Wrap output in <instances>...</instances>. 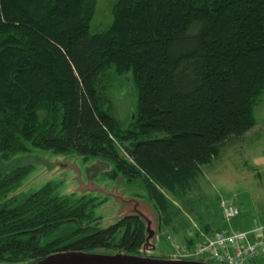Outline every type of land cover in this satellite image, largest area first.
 <instances>
[{
    "label": "trees",
    "instance_id": "1",
    "mask_svg": "<svg viewBox=\"0 0 264 264\" xmlns=\"http://www.w3.org/2000/svg\"><path fill=\"white\" fill-rule=\"evenodd\" d=\"M95 9L96 0H0V154L34 147L107 158L114 175L146 190L164 239L193 243L188 217L220 230L222 217L211 225L192 208L172 227L178 211L168 195L192 192L201 167L256 124L264 0H116L110 24L90 33ZM110 73L135 88L126 123L102 95ZM27 169L0 175V261L34 264L62 250L140 254L139 216L99 228L93 198L60 196L51 183L17 194ZM240 216L233 225L249 228Z\"/></svg>",
    "mask_w": 264,
    "mask_h": 264
},
{
    "label": "rangeland",
    "instance_id": "2",
    "mask_svg": "<svg viewBox=\"0 0 264 264\" xmlns=\"http://www.w3.org/2000/svg\"><path fill=\"white\" fill-rule=\"evenodd\" d=\"M115 1L96 0L90 33L110 24L111 8ZM108 76L114 75L110 73L105 76V85L109 89L102 95H105L114 117L126 123L136 103L135 88L128 77L117 79ZM254 117L256 124L250 131L241 139L228 142L216 159L201 167L202 175L198 177L192 192L181 199L168 195L178 211L172 220V227L177 229L181 218L190 214L189 208H192L194 216L200 215L203 221L214 225L221 219L222 202H229L238 208L240 223L253 224L254 219L264 226V91L254 108ZM20 167L28 169L16 189L17 194L26 195L51 183L60 196L93 198L95 206L92 212L98 218L96 225L99 228L114 224L124 216L137 214L147 226L149 244L153 243L156 247L151 255L160 258L173 256L170 242L164 239L166 229L158 232V213L146 190L138 180L129 183L123 174L117 172L114 175L115 168L109 159H83L74 152L60 154L34 147L7 158L0 154V175ZM222 221L226 226L221 225V228L237 229L232 220L228 224ZM176 235L177 238L181 237L182 231H177ZM0 264H27V260L0 261Z\"/></svg>",
    "mask_w": 264,
    "mask_h": 264
},
{
    "label": "built area",
    "instance_id": "3",
    "mask_svg": "<svg viewBox=\"0 0 264 264\" xmlns=\"http://www.w3.org/2000/svg\"><path fill=\"white\" fill-rule=\"evenodd\" d=\"M223 220L228 224L239 216V210L229 202L220 205ZM187 239L191 244L171 236L166 239L180 259H198L219 264H264V226L254 221L247 229L230 227L212 233L203 231L197 222L188 217Z\"/></svg>",
    "mask_w": 264,
    "mask_h": 264
},
{
    "label": "water",
    "instance_id": "4",
    "mask_svg": "<svg viewBox=\"0 0 264 264\" xmlns=\"http://www.w3.org/2000/svg\"><path fill=\"white\" fill-rule=\"evenodd\" d=\"M144 226H145V235H146L145 242L141 246L140 254L138 255H132L126 253H113V254L100 253V252L91 253L81 250H62L51 253L45 256L44 258L38 260L34 264H219V263L201 261L198 259H180L174 256H169L165 258L153 257L151 254L156 249V247L153 243L152 245L149 244L148 235H147V226L145 222H144ZM158 232H159V222H158ZM153 237L154 239L156 238L155 234Z\"/></svg>",
    "mask_w": 264,
    "mask_h": 264
},
{
    "label": "crops",
    "instance_id": "5",
    "mask_svg": "<svg viewBox=\"0 0 264 264\" xmlns=\"http://www.w3.org/2000/svg\"><path fill=\"white\" fill-rule=\"evenodd\" d=\"M253 221H255V220L253 219ZM253 221H252V222H253ZM250 223H251V222H248L247 224H248L249 226H251V224H250ZM243 224H245V223L243 222Z\"/></svg>",
    "mask_w": 264,
    "mask_h": 264
},
{
    "label": "flooded vegetation",
    "instance_id": "6",
    "mask_svg": "<svg viewBox=\"0 0 264 264\" xmlns=\"http://www.w3.org/2000/svg\"><path fill=\"white\" fill-rule=\"evenodd\" d=\"M166 239V238H165Z\"/></svg>",
    "mask_w": 264,
    "mask_h": 264
}]
</instances>
